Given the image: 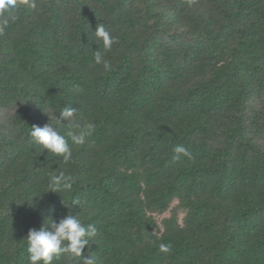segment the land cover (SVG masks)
I'll return each mask as SVG.
<instances>
[{"label": "trees", "instance_id": "trees-1", "mask_svg": "<svg viewBox=\"0 0 264 264\" xmlns=\"http://www.w3.org/2000/svg\"><path fill=\"white\" fill-rule=\"evenodd\" d=\"M33 2L0 13V264L68 214L97 227L96 264H264V0ZM48 123L70 161L32 141ZM61 172L72 190L44 192Z\"/></svg>", "mask_w": 264, "mask_h": 264}, {"label": "clouds", "instance_id": "clouds-1", "mask_svg": "<svg viewBox=\"0 0 264 264\" xmlns=\"http://www.w3.org/2000/svg\"><path fill=\"white\" fill-rule=\"evenodd\" d=\"M24 4L34 7L33 0H24ZM17 6V0H0V13L7 12ZM2 31V29H0ZM96 39L102 43L105 51L110 50L115 43V38L104 27V25H96L93 31ZM94 60L97 64H103L105 69L110 67L109 63L103 59L100 50L94 51ZM78 90V89H77ZM77 109L73 106H65L59 116L54 115L56 123L62 124V120L73 122L76 117ZM95 128L93 123L86 125V130L79 133L69 132L68 136L75 145H84L87 136L91 134ZM30 136L32 141L39 145L47 153H51L55 157L62 158L64 162L72 159V149L69 147L68 140L62 135L52 123L44 126L33 125L30 127ZM177 154L175 159L179 160L181 155L191 158V153L182 145L174 148ZM74 178L61 172L58 175L53 174L49 177L47 189L44 192L71 191L73 188ZM97 235V227L95 224H83L75 214H68L59 221L50 219V223H43L39 229H29L26 237L27 252L29 254V264H53L54 259H58L62 255L76 261V264H96L94 255H83V251L89 246L90 240ZM159 250L162 253L171 251L170 244H161Z\"/></svg>", "mask_w": 264, "mask_h": 264}, {"label": "rangeland", "instance_id": "rangeland-1", "mask_svg": "<svg viewBox=\"0 0 264 264\" xmlns=\"http://www.w3.org/2000/svg\"><path fill=\"white\" fill-rule=\"evenodd\" d=\"M173 210H175L176 212L179 213V216H180L181 219L184 217L185 213H184L183 210H181V209L178 208V202L177 201H175L173 203L172 207H171V211H173ZM170 213H172V212H169V213L165 214L164 216H168ZM164 216L163 215L160 216L159 217V220H161Z\"/></svg>", "mask_w": 264, "mask_h": 264}]
</instances>
